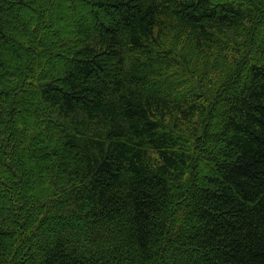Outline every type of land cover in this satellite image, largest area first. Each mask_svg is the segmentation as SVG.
<instances>
[{"label": "trees", "instance_id": "16d2710c", "mask_svg": "<svg viewBox=\"0 0 264 264\" xmlns=\"http://www.w3.org/2000/svg\"><path fill=\"white\" fill-rule=\"evenodd\" d=\"M0 264H264V0H0Z\"/></svg>", "mask_w": 264, "mask_h": 264}, {"label": "rangeland", "instance_id": "374dc122", "mask_svg": "<svg viewBox=\"0 0 264 264\" xmlns=\"http://www.w3.org/2000/svg\"><path fill=\"white\" fill-rule=\"evenodd\" d=\"M87 11V8L86 9H83V12L85 13ZM80 13H81V11H79ZM2 198H3V196H2Z\"/></svg>", "mask_w": 264, "mask_h": 264}]
</instances>
